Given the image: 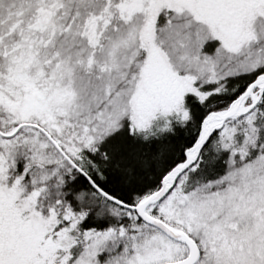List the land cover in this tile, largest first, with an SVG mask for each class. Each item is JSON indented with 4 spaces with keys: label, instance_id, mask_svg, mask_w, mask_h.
I'll return each mask as SVG.
<instances>
[{
    "label": "snow or ice",
    "instance_id": "obj_1",
    "mask_svg": "<svg viewBox=\"0 0 264 264\" xmlns=\"http://www.w3.org/2000/svg\"><path fill=\"white\" fill-rule=\"evenodd\" d=\"M0 264H264V0H0Z\"/></svg>",
    "mask_w": 264,
    "mask_h": 264
}]
</instances>
